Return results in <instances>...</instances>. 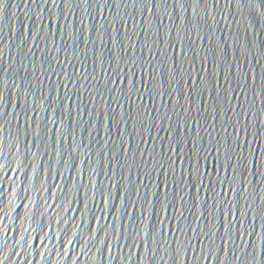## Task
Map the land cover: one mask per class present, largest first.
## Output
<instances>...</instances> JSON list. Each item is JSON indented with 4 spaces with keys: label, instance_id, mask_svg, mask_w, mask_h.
Returning <instances> with one entry per match:
<instances>
[{
    "label": "water",
    "instance_id": "1",
    "mask_svg": "<svg viewBox=\"0 0 264 264\" xmlns=\"http://www.w3.org/2000/svg\"><path fill=\"white\" fill-rule=\"evenodd\" d=\"M0 264H264V0H3Z\"/></svg>",
    "mask_w": 264,
    "mask_h": 264
},
{
    "label": "snow or ice",
    "instance_id": "2",
    "mask_svg": "<svg viewBox=\"0 0 264 264\" xmlns=\"http://www.w3.org/2000/svg\"><path fill=\"white\" fill-rule=\"evenodd\" d=\"M4 6L3 0H0V8Z\"/></svg>",
    "mask_w": 264,
    "mask_h": 264
}]
</instances>
